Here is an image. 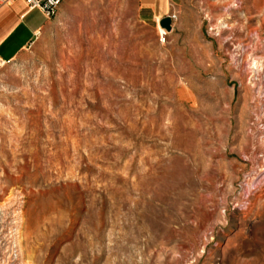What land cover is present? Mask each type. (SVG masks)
Masks as SVG:
<instances>
[{
	"label": "rangeland",
	"instance_id": "obj_1",
	"mask_svg": "<svg viewBox=\"0 0 264 264\" xmlns=\"http://www.w3.org/2000/svg\"><path fill=\"white\" fill-rule=\"evenodd\" d=\"M176 17L65 0L0 62V264H264V0Z\"/></svg>",
	"mask_w": 264,
	"mask_h": 264
},
{
	"label": "crops",
	"instance_id": "obj_2",
	"mask_svg": "<svg viewBox=\"0 0 264 264\" xmlns=\"http://www.w3.org/2000/svg\"><path fill=\"white\" fill-rule=\"evenodd\" d=\"M185 0H140V17L145 24L160 27L166 17L176 15ZM49 23L41 12L31 11L22 1L0 9V62L16 60ZM162 32V29H161Z\"/></svg>",
	"mask_w": 264,
	"mask_h": 264
},
{
	"label": "built area",
	"instance_id": "obj_3",
	"mask_svg": "<svg viewBox=\"0 0 264 264\" xmlns=\"http://www.w3.org/2000/svg\"><path fill=\"white\" fill-rule=\"evenodd\" d=\"M16 1L24 2L31 11L37 10L41 12L46 19L50 20L56 16L65 0H0V9ZM171 19L172 22H175L177 19L176 15H173Z\"/></svg>",
	"mask_w": 264,
	"mask_h": 264
},
{
	"label": "water",
	"instance_id": "obj_4",
	"mask_svg": "<svg viewBox=\"0 0 264 264\" xmlns=\"http://www.w3.org/2000/svg\"><path fill=\"white\" fill-rule=\"evenodd\" d=\"M160 28L164 31L171 33L173 31V22L170 17H166L160 22Z\"/></svg>",
	"mask_w": 264,
	"mask_h": 264
},
{
	"label": "bare ground",
	"instance_id": "obj_5",
	"mask_svg": "<svg viewBox=\"0 0 264 264\" xmlns=\"http://www.w3.org/2000/svg\"><path fill=\"white\" fill-rule=\"evenodd\" d=\"M163 30V29H162ZM162 33H163V31H162ZM256 59V58H255ZM258 72H260V71H258ZM264 72V71H263ZM264 81V80H263ZM258 84V83H257Z\"/></svg>",
	"mask_w": 264,
	"mask_h": 264
},
{
	"label": "clouds",
	"instance_id": "obj_6",
	"mask_svg": "<svg viewBox=\"0 0 264 264\" xmlns=\"http://www.w3.org/2000/svg\"><path fill=\"white\" fill-rule=\"evenodd\" d=\"M256 65L254 64L253 67H255Z\"/></svg>",
	"mask_w": 264,
	"mask_h": 264
}]
</instances>
